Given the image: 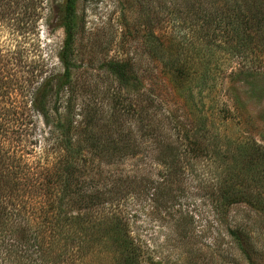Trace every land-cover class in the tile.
<instances>
[{
    "label": "rangeland",
    "instance_id": "374dc122",
    "mask_svg": "<svg viewBox=\"0 0 264 264\" xmlns=\"http://www.w3.org/2000/svg\"><path fill=\"white\" fill-rule=\"evenodd\" d=\"M212 1L217 15L233 8ZM64 3L0 0V167L13 164L0 193L26 223L0 217V235L47 231L37 264H120L115 233L99 224L125 216L143 264H250L247 252L264 264V180L247 171L264 162L241 150L264 147V43L235 49L198 0H78L72 85L44 116L32 101L64 71ZM112 63L126 65V80ZM67 126L81 151L75 180L102 187L105 205L69 200L64 210L87 221L60 234L45 215L61 194Z\"/></svg>",
    "mask_w": 264,
    "mask_h": 264
},
{
    "label": "trees",
    "instance_id": "16d2710c",
    "mask_svg": "<svg viewBox=\"0 0 264 264\" xmlns=\"http://www.w3.org/2000/svg\"><path fill=\"white\" fill-rule=\"evenodd\" d=\"M233 8L230 9L229 15L222 16L214 10V5H212V0H198V7L202 14L203 21L206 24L211 22H216L219 25L226 24L230 27L231 33L236 38L235 49L250 50L252 46L264 43V0H232ZM78 0H65L64 7L62 8V15L59 20V27L63 29L65 34V39L63 45L59 51V61L63 66V73L55 78H50L47 80L41 88L37 91V96L32 101V108L44 116L47 114V102L48 98L52 95L57 98L60 97L62 91L67 88H71V74L70 70L72 68V55H73V42L76 35V7ZM228 2V0H226ZM206 3V5H205ZM195 36L201 40V35L195 31ZM244 47V48H243ZM110 67L113 74L116 75L121 81L126 80L128 77L126 71V65L120 63H112ZM56 81V82H55ZM65 134V140L63 141V148L68 155L69 160L62 169L63 178L61 180V194L58 200L51 202L46 211L45 220L51 224L52 230H60L66 226H73L76 222L87 221L84 215L77 214L75 216L69 215L65 210L64 206L69 200H79L87 204V208L96 204L98 206L105 205L101 196L103 195L102 187L87 186L85 188L83 183L75 180V173L78 170L76 167V156H80V150L75 147L72 143L70 134L71 128L67 126ZM177 146L178 143L176 142ZM241 150L245 152L255 154L259 156L264 162V147L257 144H247L243 145ZM243 155V154H242ZM9 161V160H8ZM1 163V157H0ZM166 164V163H164ZM170 164L175 165V162ZM254 164V165H253ZM253 164L249 162L247 171H255V177H252L251 183L261 185L262 180H264V165L259 162L258 164L254 162ZM10 162L6 163L3 167H0V172L4 170H9L12 168ZM167 165V164H166ZM6 168V169H5ZM1 173V174H2ZM1 179V178H0ZM233 177H228L227 187L221 186V191H224V187L232 189ZM2 186L0 187V191ZM226 192L225 195H227ZM12 195V194H10ZM223 198V197H222ZM226 198V197H225ZM261 203V201H259ZM262 204V203H261ZM10 205L6 202V196L0 193V217L9 222L11 218L14 220H21L22 216L20 211H15V209L9 210ZM113 221L100 223L99 226L105 225V223L110 224L111 231L115 233L116 244H118V251L121 254L120 264H143L140 247L136 244L135 240L130 236V221L124 216L123 220L120 217L114 216ZM21 221H24L21 220ZM28 222V221H27ZM25 223V221H24ZM26 224V223H25ZM12 227V226H11ZM70 228V227H69ZM50 230V234L53 232ZM70 230L66 232L69 234ZM45 232H36L35 230L25 227V225H20L18 230L14 232L7 228L2 235H0V262L1 264H25L26 261H31V264H37V261L42 262L41 255L35 254L38 252L39 241L43 239L46 235ZM58 233L63 234L62 230ZM7 234H12V238H6ZM56 234V232H54ZM230 235L235 242H239L242 247V236L237 233L230 231ZM71 236V235H70ZM64 238V236H63ZM70 239V238H69ZM247 243L250 244V237L247 235ZM44 260V258H43ZM247 260L250 264H253L252 259L247 252Z\"/></svg>",
    "mask_w": 264,
    "mask_h": 264
}]
</instances>
